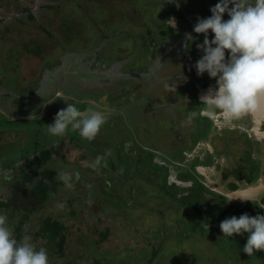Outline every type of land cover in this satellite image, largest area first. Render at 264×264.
Returning <instances> with one entry per match:
<instances>
[{
    "label": "rangeland",
    "instance_id": "obj_1",
    "mask_svg": "<svg viewBox=\"0 0 264 264\" xmlns=\"http://www.w3.org/2000/svg\"><path fill=\"white\" fill-rule=\"evenodd\" d=\"M154 4L159 9L174 8L172 0H91L90 4L88 0H0V118L4 120L0 123V165L4 166L0 179L7 184L11 170L8 164L13 160L26 163L40 149H51L44 166L58 170L57 178L63 182L53 188L43 211L38 210L19 224L24 233L19 241L28 237L37 249L45 248L49 264H148V252L152 247L159 248V242L164 249L159 248L162 253L152 264H248L234 263L238 255L232 254L236 243L246 242L247 234L222 238L213 226L196 228L190 235L187 223L181 225L184 231L180 233L166 230L167 240L149 233L157 218L165 229H175V222L170 213L160 212L158 217L154 213L158 210L153 195L148 193L153 189L150 183L143 181L140 185L144 193L133 194L132 180L126 188H119L118 180L104 176L103 168L109 163L106 159L115 152L110 145L116 140L114 134L110 137L98 132L90 141L82 137L75 141L70 132L56 136L48 131L47 124L67 103L82 113L91 108L82 104L80 95H88L85 91L92 92V96L99 93V72L84 69L99 62L98 54L111 61L100 70L112 72V77L120 72L124 58L125 69L146 68L150 50L132 38L128 40L127 31L140 21L148 27L154 21L162 22L161 13L150 20L142 12V7ZM160 70L171 71L168 65L160 66ZM168 88L163 83L156 95ZM56 93H61L63 100L56 98ZM90 103L96 107L94 111L103 113L105 109L112 114L96 100ZM43 115L45 118H41ZM67 131L75 133L70 125ZM99 134L105 135L103 146L94 145ZM163 201L166 210L180 214L176 211L180 204L177 198ZM189 213L193 215L194 210ZM45 215L67 227L68 244L62 256L53 254L54 241L35 240L34 233ZM7 218L15 226L24 217L16 214L15 218ZM14 226L9 228L15 237ZM106 227L107 237L97 243L98 232Z\"/></svg>",
    "mask_w": 264,
    "mask_h": 264
},
{
    "label": "flooded vegetation",
    "instance_id": "obj_2",
    "mask_svg": "<svg viewBox=\"0 0 264 264\" xmlns=\"http://www.w3.org/2000/svg\"><path fill=\"white\" fill-rule=\"evenodd\" d=\"M216 2L182 0L178 7L174 3L173 9H159L157 4L142 7L143 14L150 20L153 15H162V22L153 20L150 27L134 23L137 26L127 31L128 40L132 38L150 50L146 68L142 71L140 67L136 71L125 69L127 59L124 58L120 72L112 77V72L100 70L111 61L98 54L99 62L84 69L99 72V93L92 96V92L85 91L88 95H80L84 100L82 104L91 109L96 107L90 101L96 100L112 111L111 114L102 109L101 113L107 119L99 132L110 137L114 134L116 138L114 144L110 143L115 152L106 159L109 163L103 168L104 176L118 180L119 188H126L132 180L130 191L133 194L144 193L140 185L143 181L150 183L153 189L148 193L153 195L157 215L164 207L163 200L177 198L180 204L176 211L180 214L171 209L163 211L177 221H186L187 227L192 226L190 235L200 227L214 226L221 232L220 222L232 215L264 213L259 207L264 205V195L240 203L236 202L240 198L225 201L239 196L238 191L264 171V112L230 123H225L220 116L201 112L204 105L200 104V97L210 87L214 88L216 81L207 73L196 74L194 63L202 55L196 45L202 43L203 34L192 30L198 17L211 15L209 8ZM223 18H228L226 13ZM169 20L175 21V27L167 23ZM188 33L195 38L191 42L186 38ZM211 35L209 30V39ZM125 42L127 44V39ZM167 65L170 72L160 70V66L167 68ZM180 72L186 79L177 81ZM163 83L169 86L168 90L156 95ZM66 132H70L75 141L81 137L75 134L76 129H73L75 133ZM98 139L94 145H105V135L99 134ZM105 185L108 187L109 183ZM190 210H194L193 215ZM233 250L232 254L238 255L237 250ZM258 261L264 264V258ZM239 262L238 255L234 263Z\"/></svg>",
    "mask_w": 264,
    "mask_h": 264
},
{
    "label": "clouds",
    "instance_id": "obj_3",
    "mask_svg": "<svg viewBox=\"0 0 264 264\" xmlns=\"http://www.w3.org/2000/svg\"><path fill=\"white\" fill-rule=\"evenodd\" d=\"M172 2L179 6V0ZM209 11L210 16L197 18L192 30L203 34L202 43L196 45L202 51L194 63L196 74L207 73L216 81L215 87L200 97V104L204 105L202 114L220 116L225 123H230L264 112V0H217ZM225 13L227 19L223 18ZM167 23L175 27L174 20ZM186 38L190 42L195 39L191 33ZM177 77V81L186 79L181 72ZM61 96L56 93V98L62 99ZM106 119L91 108L82 113L74 104L67 103L47 125L49 133L56 136L63 135L70 125L90 141ZM233 198L249 200L246 195H239L225 201ZM259 207L264 209V205ZM219 228L229 238L233 234H247L242 251L248 256L264 251V213L232 215L223 219ZM0 264H49L46 249H37L28 237L18 241L3 214H0Z\"/></svg>",
    "mask_w": 264,
    "mask_h": 264
},
{
    "label": "trees",
    "instance_id": "obj_4",
    "mask_svg": "<svg viewBox=\"0 0 264 264\" xmlns=\"http://www.w3.org/2000/svg\"><path fill=\"white\" fill-rule=\"evenodd\" d=\"M88 3L90 4L91 0H88ZM140 23L142 22L140 21ZM41 118H45V116L43 115ZM3 121L4 120L0 118L1 124ZM50 155V148H42L38 152L34 153L26 163H21L19 162V160L15 162L16 160H13L12 163L8 164L11 170L9 172L10 177L6 180L7 184L5 185V182L1 181L0 179V188H3L1 190L2 192L0 193V214L5 215L6 217L13 216V218H15L16 214H20L21 218L24 217L22 219H19L18 224H15V226L10 223L11 218H7L8 226H14V231H16L15 238L18 241L24 234L23 231L19 228V224H22V220H27L31 215H35L38 210L43 211V208L47 205V202L51 195L50 193L53 188L63 182L61 178H57L58 170L44 166L49 160ZM3 169L4 166L0 165L1 173ZM73 199L74 198H72V200ZM160 209V212L166 213L164 212L166 211L164 210V207H161ZM157 212L158 211H154V213L158 217L159 215H157ZM170 219L175 222V229L162 228V221L160 222V220L157 218L155 228H153L152 231L149 230V233L156 235V237L158 238L163 236V240H167L168 235L166 233V230H168V233H180L184 231V229L180 228L181 225L186 224V221H177L174 216H170ZM108 228L109 227H106V230H100L98 232L99 238L96 241L97 243L103 241L107 237ZM187 228L189 229V227ZM192 230L193 229H191V232ZM66 231L67 227L63 223H61L57 219L52 218L50 215H45L44 218H42L39 230L34 233L35 240L47 239L48 241H54L55 249H53L52 251L53 254L62 256L65 254V246L66 244H68V238L65 233ZM189 231L187 233L190 234L191 232ZM81 235L87 237L86 233H82ZM81 235H79L78 238H80ZM243 245L244 243L239 242L234 246V249L237 250L236 252L239 255L240 262L243 263L248 261V264H253L255 261L264 258V251H258L255 252L252 256H248L242 251ZM159 248L161 250L164 249V244H161L159 242ZM159 248L152 247V249L148 252V264H152L158 254L162 253Z\"/></svg>",
    "mask_w": 264,
    "mask_h": 264
},
{
    "label": "water",
    "instance_id": "obj_5",
    "mask_svg": "<svg viewBox=\"0 0 264 264\" xmlns=\"http://www.w3.org/2000/svg\"><path fill=\"white\" fill-rule=\"evenodd\" d=\"M49 103V101H47ZM239 195H246L249 199L260 198L264 195V171L257 177V179L238 191ZM237 203L245 202V200L237 201Z\"/></svg>",
    "mask_w": 264,
    "mask_h": 264
}]
</instances>
